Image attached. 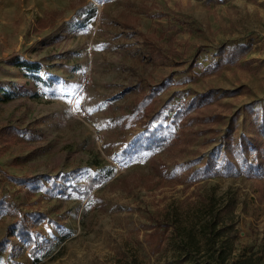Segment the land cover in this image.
<instances>
[{"label": "rangeland", "instance_id": "rangeland-1", "mask_svg": "<svg viewBox=\"0 0 264 264\" xmlns=\"http://www.w3.org/2000/svg\"><path fill=\"white\" fill-rule=\"evenodd\" d=\"M154 86L151 105L177 131L172 105L230 92L205 106L220 121L191 125L213 131L133 151L143 124L131 110ZM256 110L264 0H0V264H189L183 232L211 210L234 226V257L264 256V169L196 170ZM19 210L45 216L31 241L13 235Z\"/></svg>", "mask_w": 264, "mask_h": 264}, {"label": "trees", "instance_id": "trees-1", "mask_svg": "<svg viewBox=\"0 0 264 264\" xmlns=\"http://www.w3.org/2000/svg\"><path fill=\"white\" fill-rule=\"evenodd\" d=\"M79 11L80 13L86 12L84 14L86 18L98 15V9L92 1L89 2V8H81ZM145 43L151 45L153 41L146 37ZM222 61V59L219 60L217 66L209 64L207 67L214 69V67H219ZM30 63L29 66L31 67L36 65V63ZM141 92V96L135 101L131 110L132 115L137 114L143 124L142 131L129 144L133 151L143 149L159 150L160 147L180 143L186 145L192 142L195 135L213 131L211 127L194 128L191 125L194 122L213 123L220 121L222 119L221 114L205 113L204 109L219 95H226L230 91L225 90L222 92L219 88L210 87L205 91L195 92L190 98L172 105L170 109L174 111L173 121L180 125L178 131L162 123V120L168 117L164 114V107L156 109L151 105V98L158 92V87L154 86L148 92L143 89ZM172 99H169V101ZM251 106L249 105V108ZM193 110L196 113H191ZM237 117L234 119H237ZM252 124L253 126L241 132L239 137L233 136L229 132L226 135L227 149L220 154L210 153L205 156L204 164L197 167L196 170L214 173L237 172L250 174L264 169V117L260 116V110H256ZM16 180L19 181L21 178ZM96 182H98V179L95 176L89 178V187L85 190L86 194L90 192ZM4 205L3 203L0 208L2 209ZM210 213V216L204 218L203 222L202 219L196 220V223L191 226L192 229L188 227V231L183 232L182 247L185 252L181 261L189 264H264L263 254L252 248H249V252L244 251L240 257H234L232 253L237 234H234L233 224L221 221L220 214L214 213L213 210ZM19 214V223L14 228L13 235L31 241L34 223L43 219L44 215L37 217L31 223L30 218L25 216L24 212L19 210Z\"/></svg>", "mask_w": 264, "mask_h": 264}, {"label": "snow or ice", "instance_id": "snow-or-ice-1", "mask_svg": "<svg viewBox=\"0 0 264 264\" xmlns=\"http://www.w3.org/2000/svg\"><path fill=\"white\" fill-rule=\"evenodd\" d=\"M75 103H76V110H79V108H80V99H77Z\"/></svg>", "mask_w": 264, "mask_h": 264}]
</instances>
